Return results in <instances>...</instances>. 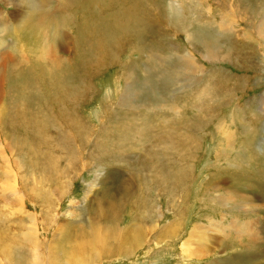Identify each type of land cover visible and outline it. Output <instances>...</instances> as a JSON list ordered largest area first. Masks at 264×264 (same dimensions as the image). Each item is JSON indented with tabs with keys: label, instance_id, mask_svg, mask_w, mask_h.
Here are the masks:
<instances>
[{
	"label": "rangeland",
	"instance_id": "obj_1",
	"mask_svg": "<svg viewBox=\"0 0 264 264\" xmlns=\"http://www.w3.org/2000/svg\"><path fill=\"white\" fill-rule=\"evenodd\" d=\"M41 2L0 0V264H243L246 235L189 238L264 227L206 189L264 197V0ZM105 195L121 235L83 240Z\"/></svg>",
	"mask_w": 264,
	"mask_h": 264
},
{
	"label": "bare ground",
	"instance_id": "obj_2",
	"mask_svg": "<svg viewBox=\"0 0 264 264\" xmlns=\"http://www.w3.org/2000/svg\"><path fill=\"white\" fill-rule=\"evenodd\" d=\"M172 4V3H171ZM43 5V6H42ZM173 5V4H172ZM41 7H40V9L39 10H43L45 13L48 11L47 10V8H46V6H45V4H44V0H42V2H41V5H40ZM49 15V14H48ZM48 15H46V14H42V15H40L39 14V16H43V18H46ZM230 18V16H223V18ZM39 18V17H38ZM40 20V18L39 19H36L34 22H35V24L36 23H38V21ZM41 21V20H40ZM39 21V22H40ZM111 22V21H110ZM45 23H50V20H48V21H46V22H44V21H42V22H40V26H42V27H44V24ZM30 24H33V23H30ZM63 24V23H62ZM226 23H224V24H217L221 29L223 28V26L225 25ZM36 26V25H35ZM64 26V25H63ZM83 26H85L84 24H82V27ZM59 28H62L61 26H59L58 27V29ZM85 28V27H84ZM58 33V32H57ZM57 33H55V34H57ZM44 35H41V37H43ZM50 37H53L52 35H50ZM48 42H49V40H48ZM55 40L51 43V46L50 47H52L53 48V46L55 45ZM203 45V44H202ZM13 49V48H12ZM205 51H206V53H207V56H206V58L208 59V60H212L213 61V59L215 60V61H218V59H221V61H225V60H227L228 59V55H223L222 57L221 56H219V55H217L216 54V52L214 51V49H213V47H212V44L210 45L209 43L208 44H205ZM220 49V48H219ZM217 50V49H216ZM8 52V51H7ZM51 52H53V49L51 50ZM152 52V51H151ZM222 53V52H221ZM155 54V53H154ZM158 54V53H157ZM217 55V56H216ZM150 57V56H149ZM152 57V56H151ZM154 57H156V54H155V56ZM160 57H162V56H160ZM166 57V56H165ZM56 58V57H55ZM60 59H61V57H59ZM10 59H12V58H10ZM10 59H9V62H10ZM150 59H152V58H150ZM154 60V59H153ZM167 61V60H166ZM9 62H7V64L9 63ZM58 63L59 62H57L55 65H58ZM164 63V62H163ZM160 64H162V63H160ZM164 64H166V63H164ZM264 64V63H263ZM58 68V67H57ZM4 69H6L5 67H4ZM3 69V70H4ZM198 70V71H200L201 69L199 68V67H197V66H194V68H193V70L192 71H194V70ZM6 71V70H5ZM203 72L205 73V69H203ZM1 79V78H0ZM76 143V142H75ZM19 145V144H18ZM239 145V144H238ZM242 147H246V146H244V145H242ZM7 174V173H6ZM188 179V178H187ZM134 181V180H133ZM118 182H119V180H118ZM125 182V181H124ZM130 182V181H129ZM216 182L217 183H219V184H224V185H226L225 187V193H221V191H220V189H222V185H219V186H212L211 184H207L206 185V189L210 192V193H212V194H214L215 195V199L216 200H218V201H220L222 204H224L225 206H228L229 208H234V207H240L241 205H245L246 206V210L248 211V209L250 208V209H252L253 210V212L255 211V210H257L258 208H260V209H264V204H260L259 202L260 201H258V200H261V203H262V201L264 200V197H259V196H250V193L249 192H251L252 193V191L254 190V187H253V185L252 186H248V187H246L244 190L245 191H247V194H243L242 195V201L241 202H235L236 201V198H234L235 197V195L233 194V192L231 191L232 190V188H231V184H230V182H229V180H222V178H220V180H216ZM96 183H97V180H95L94 182H92L91 183V185H90V187L91 188H94L95 186H96ZM128 184V183H127ZM117 185V184H116ZM211 185V186H210ZM106 186V185H105ZM129 186V185H128ZM110 187V186H109ZM124 187V186H123ZM127 187V186H126ZM90 188V189H91ZM117 188V187H116ZM127 189L128 188H124V189H122L123 190V193H121V191L119 192V193H121L126 199H127V197H129L130 198V196H129V194H128V191H127ZM131 189V188H130ZM105 190H106V188H105ZM129 190V189H128ZM89 191V190H88ZM211 191H214V192H211ZM100 193V192H99ZM227 193V195H225ZM237 193V192H236ZM89 194H90V192H89ZM253 194V193H252ZM88 195V194H87ZM90 196V195H89ZM121 196V195H120ZM119 196V197H120ZM239 196V195H238ZM118 197V198H119ZM252 197L254 198V200L255 201H253V199H252ZM122 198V197H121ZM109 196H104L102 199H100L99 200V204L98 205H96V209L95 210H93V215H92V221H93V225H91V230H84L83 231V229H81L80 230V232H79V234H80V237L83 239V240H86V239H89V238H91L90 236H92L93 237V239H92V241H94V243L96 244L97 243V239H98V236H100L99 235V232L97 231V230H101V229H103V228H105V226H109V227H111V226H113V228H110V230L112 229V231H110V232H108L107 234H109V236L113 233V237L111 238V239H119L117 236H120L121 235V232H120V228H119V226H118V223L121 221V213H122V208H123V204L121 203V204H115V203H113V202H110L109 200ZM117 199V198H116ZM114 201V200H113ZM258 201V204H259V206L260 207H258V208H256V206H255V204L254 203H256ZM119 202V201H118ZM216 202V201H215ZM231 202V204H233L232 206H229V203ZM126 203V202H125ZM133 205V204H132ZM262 207V208H261ZM255 209V210H254ZM241 210V209H240ZM227 211V210H226ZM255 213H257V212H255ZM244 214H246L245 212H244ZM247 215V214H246ZM246 215H244V216H246ZM226 217V216H225ZM227 218V217H226ZM240 220V219H239ZM247 220V219H246ZM208 223L207 224H201L200 226H194L193 228H192V231H191V235H190V238H189V242L190 243H192V242H197V240H200L199 239V235L200 234H202L203 232H204V230L207 228V227H209L210 225H213L214 227H215V229H217L218 231L220 230V233L222 234V233H228L227 235H224V237L225 238H228V235H229V233L230 232H238V233H240V234H242V235H246V239H247V241L246 242H243V239H241L239 242H240V244L242 245V246H245L246 248H248V251L250 252V253H252V256H249V258H245V256H244V261H243V264H249V262H254V257H256V256H258V259H260V261H261V263L258 261V263L259 264H264V261H263V259H262V256H263V254H264V249H262L261 251V254L262 255H260V253H258V251L259 250H256V249H251L252 248V246H255V247H257L256 245H257V242L258 243H263L264 242V236L263 237H261V238H256V236L257 235H259V234H264V227H262L261 226V228H260V224H261V222H256L257 223V225L256 224H254V223H252V222H247V223H242V222H237V219L235 218V216H234V219H233V222H231L229 225H225L224 223H212V220L209 218L208 220ZM32 225H33V227H34V231H38V225H37V222H36V220L35 219H33L32 220ZM108 227V228H109ZM259 228H260V230H259ZM133 230H137V229H139L138 228V226L136 225V226H134L133 228H132ZM133 230H128L129 232H133V235L132 236H130V238H131V240H132V243H131V245H133L134 244V240H135V237H136V233L133 231ZM112 232V233H111ZM238 233H236V234H238ZM129 234V233H128ZM98 235V236H97ZM242 235L240 236V237H242ZM21 236H24V238L23 239H25L24 241H26V242H35L36 244H38L39 242L36 240V239H30L29 237H25V235H21ZM72 236V235H71ZM89 237V238H88ZM105 237V236H104ZM126 237V236H125ZM223 237V238H224ZM71 238V237H70ZM74 238V237H73ZM101 238V237H100ZM224 238V239H225ZM101 239H103V238H101ZM71 240V239H70ZM75 240V239H74ZM105 240H107L106 238H105ZM125 240V239H124ZM131 240L129 239V238H127L125 241H122L121 243L122 244H119V245H123V246H127L128 244H130V242H131ZM23 241V240H22ZM87 241V240H86ZM91 241V240H90ZM119 241H121V239L119 240ZM68 242H70V241H68ZM90 244V246L91 245H93V243L92 242H89ZM118 243V242H117ZM220 243V241L218 242V244ZM25 244V243H24ZM29 244V243H28ZM31 244V243H30ZM86 244V243H85ZM26 245V244H25ZM73 245V244H72ZM232 245H230V246H227L228 248L229 247H231ZM237 246L239 247V244H237ZM63 247V246H62ZM261 247H263V245L261 246ZM25 248H27V247H25ZM75 248H76V246H75ZM227 248V249H228ZM124 249V248H123ZM72 250V249H71ZM70 250V251H71ZM7 252H10L9 250H7ZM32 252H34V251H32ZM69 252V251H68ZM123 252H125V251H123ZM119 253V252H118ZM227 257V256H226ZM74 258H75V255H74ZM72 260H74V259H72ZM243 260V259H242ZM53 261V260H52ZM70 261V260H69ZM232 260H230V262H231ZM229 262V264H231ZM235 262V261H234ZM8 263V262H7ZM51 263V261L49 262V264ZM72 263V262H71ZM256 263V262H255ZM257 264V263H256Z\"/></svg>",
	"mask_w": 264,
	"mask_h": 264
},
{
	"label": "crops",
	"instance_id": "obj_3",
	"mask_svg": "<svg viewBox=\"0 0 264 264\" xmlns=\"http://www.w3.org/2000/svg\"><path fill=\"white\" fill-rule=\"evenodd\" d=\"M236 246V245H235ZM241 247H245V246H241ZM242 251V250H241ZM231 259H233V256H230Z\"/></svg>",
	"mask_w": 264,
	"mask_h": 264
}]
</instances>
